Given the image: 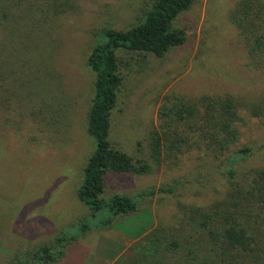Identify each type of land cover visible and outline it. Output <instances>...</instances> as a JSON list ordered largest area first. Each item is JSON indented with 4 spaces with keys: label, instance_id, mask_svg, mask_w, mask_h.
Wrapping results in <instances>:
<instances>
[{
    "label": "rangeland",
    "instance_id": "374dc122",
    "mask_svg": "<svg viewBox=\"0 0 264 264\" xmlns=\"http://www.w3.org/2000/svg\"><path fill=\"white\" fill-rule=\"evenodd\" d=\"M53 2L59 7L51 8L53 21L44 34L16 14L10 22L0 16V264H13L16 256L60 233L75 234L80 224L94 227L77 240L90 248L82 264H131L139 255L132 250L139 238L161 225L178 227L180 206L209 204L225 180L220 170L214 177L204 148L179 143L180 128H160L165 98L224 93L264 98V77L246 67L244 40L229 18L239 0H193L174 21L185 30L186 42L163 57L128 59L119 51L127 63L109 139L147 162L153 129L165 130L167 144L180 146H164L163 161L152 173L105 174L106 199L149 187L174 189L155 191L139 201L136 212L106 224L108 211L92 216L76 195L94 149L86 130L93 83L86 59L102 39V28L137 24L152 0ZM240 125L236 147H248L250 154L241 160L239 175L247 176L264 166V120L246 117ZM64 259L59 264H69Z\"/></svg>",
    "mask_w": 264,
    "mask_h": 264
},
{
    "label": "trees",
    "instance_id": "16d2710c",
    "mask_svg": "<svg viewBox=\"0 0 264 264\" xmlns=\"http://www.w3.org/2000/svg\"><path fill=\"white\" fill-rule=\"evenodd\" d=\"M53 1L0 0V16L6 20L10 17V22L16 14L18 21L44 34L53 21L51 8L59 7ZM192 4L193 0H152L137 24L126 29L102 28L99 31L102 39L96 41L87 56L86 65L93 74V83L86 130L93 139L94 149L83 167L76 195L92 216L108 211L106 224L116 216L136 212L139 201L155 191L174 192L173 187L160 186L157 190L152 187L140 190L133 196L119 193L107 199L102 196L106 173H152L153 167H159L163 161L164 146L170 149L180 146L167 144L165 130L153 129L149 133L150 162H147L117 148L109 134L112 110L124 81L121 70L127 63L124 57L160 58L183 45L186 32L174 21ZM229 18L244 40L246 67L264 77V0H239ZM119 51L124 52V57ZM246 117L264 120V98L230 93L165 98L159 108L160 128L170 125L180 128L179 143L193 141L198 148H204L213 160L214 177L220 170L225 180L209 204L180 206L178 227L161 225L139 238L138 249L132 248L139 255L130 259L131 264H264V166L253 174L239 175L241 160L250 154L248 147H236L240 123ZM80 228L75 234L60 233L51 242L23 252L15 257L13 264L61 263L68 246L94 227L80 224Z\"/></svg>",
    "mask_w": 264,
    "mask_h": 264
},
{
    "label": "crops",
    "instance_id": "0c3cea01",
    "mask_svg": "<svg viewBox=\"0 0 264 264\" xmlns=\"http://www.w3.org/2000/svg\"><path fill=\"white\" fill-rule=\"evenodd\" d=\"M116 244H117L116 242L113 243V245ZM123 251L124 250H122L121 253L118 254V256H120ZM89 252H90V248L85 249L84 246L80 244V242L76 241L69 247L63 262L67 261V263L69 264H82L83 260L85 259V256Z\"/></svg>",
    "mask_w": 264,
    "mask_h": 264
}]
</instances>
